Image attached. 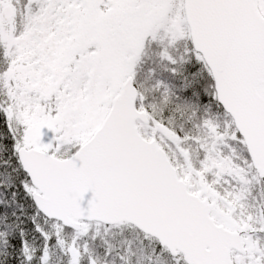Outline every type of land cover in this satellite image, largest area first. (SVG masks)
<instances>
[{
	"label": "snow or ice",
	"instance_id": "1",
	"mask_svg": "<svg viewBox=\"0 0 264 264\" xmlns=\"http://www.w3.org/2000/svg\"><path fill=\"white\" fill-rule=\"evenodd\" d=\"M0 264H264V0H0Z\"/></svg>",
	"mask_w": 264,
	"mask_h": 264
}]
</instances>
